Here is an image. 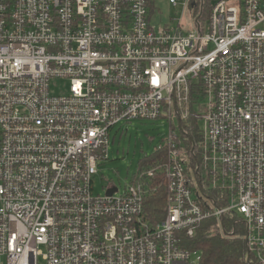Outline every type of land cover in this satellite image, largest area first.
Instances as JSON below:
<instances>
[{"label":"built area","instance_id":"built-area-1","mask_svg":"<svg viewBox=\"0 0 264 264\" xmlns=\"http://www.w3.org/2000/svg\"><path fill=\"white\" fill-rule=\"evenodd\" d=\"M156 1L0 0V264H200L179 238L208 219L264 264V0ZM156 119L153 163L95 195L112 128Z\"/></svg>","mask_w":264,"mask_h":264},{"label":"rangeland","instance_id":"rangeland-1","mask_svg":"<svg viewBox=\"0 0 264 264\" xmlns=\"http://www.w3.org/2000/svg\"><path fill=\"white\" fill-rule=\"evenodd\" d=\"M156 7L159 12L153 16V21L157 25L168 23L170 17L179 13V9L169 5L166 0H157ZM63 83L65 81L50 80V92L63 93ZM168 128L166 119L132 120L114 126L110 131L109 158L98 166L97 174L93 177V193L104 195L108 185L122 191L137 171L143 154L154 152Z\"/></svg>","mask_w":264,"mask_h":264},{"label":"trees","instance_id":"trees-1","mask_svg":"<svg viewBox=\"0 0 264 264\" xmlns=\"http://www.w3.org/2000/svg\"><path fill=\"white\" fill-rule=\"evenodd\" d=\"M155 157V152L144 153L141 159L143 165L153 163ZM153 199L154 197L150 196L151 204ZM225 221L226 228L230 229L233 224L232 219L226 216ZM234 228L237 234H242V226L234 225ZM179 243L183 248L201 251L200 264H249L244 259L243 240L236 236L229 238L221 236L212 219L200 222L197 225L195 235L192 238L181 236Z\"/></svg>","mask_w":264,"mask_h":264},{"label":"water","instance_id":"water-1","mask_svg":"<svg viewBox=\"0 0 264 264\" xmlns=\"http://www.w3.org/2000/svg\"><path fill=\"white\" fill-rule=\"evenodd\" d=\"M114 190H115V188H111V189L108 190L107 193H108V194H111Z\"/></svg>","mask_w":264,"mask_h":264}]
</instances>
